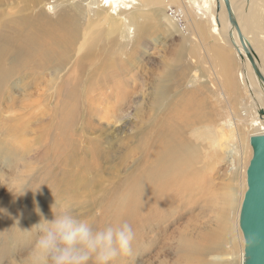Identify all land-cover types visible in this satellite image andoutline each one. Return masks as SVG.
Returning <instances> with one entry per match:
<instances>
[{
  "label": "rangeland",
  "instance_id": "obj_1",
  "mask_svg": "<svg viewBox=\"0 0 264 264\" xmlns=\"http://www.w3.org/2000/svg\"><path fill=\"white\" fill-rule=\"evenodd\" d=\"M185 1L164 0L163 12L179 28L174 31L158 15V4L138 0L131 11V20L137 22L135 39L133 32L121 36L116 22L100 23L113 18L99 0H0V34H9L20 19L34 21L43 10L52 19L68 14L77 24L65 46L49 42L27 59L0 44V71L7 70L0 75V264H29L43 220L51 221L53 212L60 211L87 220L94 230L127 222L134 232L131 252L112 264H158V241L197 212L190 203L179 204L158 224L157 198L149 210L114 217L121 195L152 166L150 140L159 121L186 103L193 109L199 106L202 113L214 109L216 120L231 117L234 106L243 120L238 118V133L254 130L242 119L239 99L249 95L241 92L240 80V90L228 101L212 85L214 70L205 55L212 39L198 46L199 53L188 41L194 30L179 12ZM248 2L244 0V9ZM48 4L55 5L52 11ZM213 8V0H194L192 5L204 14L209 28L214 27ZM258 8L264 11V0ZM230 51L239 74L234 49ZM168 68L174 69L172 78L163 76ZM194 70L202 78L198 85L187 86ZM62 118L67 119L63 125ZM229 138L236 143L231 132ZM213 168L226 178L221 182H228L227 159ZM214 213L206 215L213 223Z\"/></svg>",
  "mask_w": 264,
  "mask_h": 264
},
{
  "label": "bare ground",
  "instance_id": "obj_2",
  "mask_svg": "<svg viewBox=\"0 0 264 264\" xmlns=\"http://www.w3.org/2000/svg\"><path fill=\"white\" fill-rule=\"evenodd\" d=\"M99 1L110 9L109 13L113 18L111 20L104 17L100 23H105V20L116 22L119 24L117 30L121 36H129V33L133 32L137 39V22L135 19L131 20V17L134 18L131 11L138 0ZM139 1H153V5L158 4V15L161 19L172 30L179 31L177 23L163 12L164 0ZM213 2V28H209L202 12L192 9L194 0L185 1L184 8L179 7L180 14L188 21L186 24L194 30V34H189L188 41L198 47L212 39V44L207 43L209 47L204 48L205 55L210 59V68L214 70L212 85L216 87L218 94L228 101L240 90V80L241 92L243 95H249L248 98L239 99L244 109L245 118L242 119H245L244 122L248 120L254 130L245 136L238 133L235 126L241 116L236 113L234 106L232 111L230 110L231 117L216 120L214 109L202 113L199 106L193 109L186 103L182 110H175L159 121L158 132L150 140L153 144V152L149 154L152 166L144 169L147 171H143L135 184L132 182L129 191L121 195L116 203L118 212L114 216L119 219L122 214L125 216L130 211L140 213L149 210L157 198L158 224L167 219L179 204L190 203L194 210L197 209L184 224L172 229L170 233L165 232V241H158V264H241L243 238L238 227V212L246 188L245 170L251 156L249 137L264 131V11L258 8L261 0H249L246 9L243 6L244 0H229L236 21V25L232 26L224 0ZM253 3L256 4L255 8H252ZM54 7V4H48L47 9L52 11ZM67 16L68 14L60 13L52 19L43 10L34 21L20 19L17 26L11 27L9 34H0V44H5L1 46L7 51L14 49L19 58L26 59L27 55H36L41 49L44 50L49 42L63 47L72 38L77 26L73 21L74 17L68 19ZM243 46L250 52L255 68L262 77L261 81L255 74ZM228 48L234 49L239 74L231 64L232 52ZM196 52L199 53V47ZM111 64L112 62L105 63L104 68L107 69ZM174 73V69L168 68L163 76L172 78ZM6 74L7 70L0 71V75ZM201 78L194 70L186 80L187 86L194 85ZM157 89L158 95L162 96L161 88L158 86ZM260 110L262 114L259 113ZM69 115L70 113L66 114V117H71ZM114 118L118 119L116 116ZM64 119L62 118V125L67 122V119ZM230 132L237 137L234 144L230 143ZM224 159L229 163L228 171L224 174L226 177L229 175L228 182H221L223 175L213 168L215 163L218 164ZM208 211L215 212L214 223L210 217H206ZM160 231L161 229L158 234ZM229 248H234V251L230 252ZM170 253L175 256L174 259L170 256L167 258Z\"/></svg>",
  "mask_w": 264,
  "mask_h": 264
},
{
  "label": "clouds",
  "instance_id": "obj_3",
  "mask_svg": "<svg viewBox=\"0 0 264 264\" xmlns=\"http://www.w3.org/2000/svg\"><path fill=\"white\" fill-rule=\"evenodd\" d=\"M53 213L54 219L43 220L39 228L29 264H112L130 254L134 232L127 222L94 230L69 211Z\"/></svg>",
  "mask_w": 264,
  "mask_h": 264
},
{
  "label": "water",
  "instance_id": "obj_4",
  "mask_svg": "<svg viewBox=\"0 0 264 264\" xmlns=\"http://www.w3.org/2000/svg\"><path fill=\"white\" fill-rule=\"evenodd\" d=\"M224 3L231 25L235 26L229 0ZM239 37L243 45L240 33ZM243 48L261 81L250 52L245 46ZM259 113L262 114V110ZM249 145L251 156L245 170L246 188L238 212V227L243 238L241 264H264V131L250 135Z\"/></svg>",
  "mask_w": 264,
  "mask_h": 264
}]
</instances>
